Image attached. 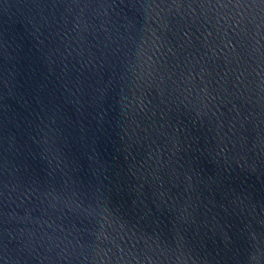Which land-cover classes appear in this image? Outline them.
<instances>
[{
	"label": "water",
	"instance_id": "obj_1",
	"mask_svg": "<svg viewBox=\"0 0 264 264\" xmlns=\"http://www.w3.org/2000/svg\"><path fill=\"white\" fill-rule=\"evenodd\" d=\"M0 264H264V0H0Z\"/></svg>",
	"mask_w": 264,
	"mask_h": 264
}]
</instances>
